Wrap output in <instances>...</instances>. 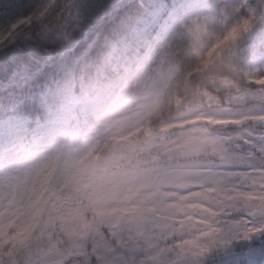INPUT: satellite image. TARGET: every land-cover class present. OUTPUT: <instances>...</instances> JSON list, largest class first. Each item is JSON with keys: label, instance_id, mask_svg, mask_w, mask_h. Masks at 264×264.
<instances>
[{"label": "clouds", "instance_id": "clouds-1", "mask_svg": "<svg viewBox=\"0 0 264 264\" xmlns=\"http://www.w3.org/2000/svg\"><path fill=\"white\" fill-rule=\"evenodd\" d=\"M258 23L264 0L229 3L217 16L181 24L146 60L123 72L113 66L114 78L82 82L77 119L53 117L47 140L30 144L23 168L0 183L3 251L16 243L18 264H82L89 248L105 253L103 264H112V249L126 253L125 264H155L170 251L203 253L202 238L244 228L206 212L196 213L201 223L184 221L180 206L193 201L180 197L241 163L221 160L222 144L244 152L239 139L264 136V71L248 70L232 47ZM254 156L264 168V151ZM207 203L250 211L244 200Z\"/></svg>", "mask_w": 264, "mask_h": 264}, {"label": "trees", "instance_id": "trees-1", "mask_svg": "<svg viewBox=\"0 0 264 264\" xmlns=\"http://www.w3.org/2000/svg\"><path fill=\"white\" fill-rule=\"evenodd\" d=\"M183 1L54 0L49 4L48 0H0V37L11 34L0 42V135L21 128L28 131L21 144L13 143V154L23 157L30 144L46 141L50 133L40 134L37 129L50 128L53 117L61 124L73 123L72 104L79 101L82 82L101 75L112 79L113 66L123 72L122 66L146 60L181 24L217 16L229 3H247L188 0L185 10L177 14L178 23L170 21L167 15ZM45 5L44 15H38ZM23 19L29 22L12 31ZM232 47L248 70L264 71L260 69L264 66V23L238 37ZM253 239L231 242L203 264H263L264 234ZM104 258L88 251L80 260L103 264Z\"/></svg>", "mask_w": 264, "mask_h": 264}, {"label": "snow or ice", "instance_id": "snow-or-ice-1", "mask_svg": "<svg viewBox=\"0 0 264 264\" xmlns=\"http://www.w3.org/2000/svg\"><path fill=\"white\" fill-rule=\"evenodd\" d=\"M47 7L48 5H45L44 10L40 11L38 15H44ZM235 35L236 32L234 30L230 36L235 37ZM220 123L227 124L229 121H221ZM231 123H239V121H232ZM253 134L250 136L246 135L243 139L238 140L239 144L250 146V150L248 151L233 153L224 144L218 148L217 151L221 160L229 162L234 157H238L241 160L239 165L247 166V169L243 171L232 170L214 173L211 177L195 185L193 192L181 196V201L189 199L193 201L192 203L180 206L182 212L186 211L189 213L188 216L183 218L184 221H191L194 224L201 223L202 218L196 214L197 212H206L213 217L226 214L218 212L215 207H209L207 202L211 199L224 203L244 200L250 206L249 215L264 214V168H257L253 163L255 159L254 154L257 151H264V148L260 147L264 143V136L256 138ZM254 231L256 229L247 228L244 235L247 236ZM11 239L16 241L17 237L13 236ZM187 242L195 243L196 241L189 240ZM16 248V243L13 244V247L8 252H4L3 248L0 247V264H18L14 255Z\"/></svg>", "mask_w": 264, "mask_h": 264}, {"label": "rangeland", "instance_id": "rangeland-1", "mask_svg": "<svg viewBox=\"0 0 264 264\" xmlns=\"http://www.w3.org/2000/svg\"><path fill=\"white\" fill-rule=\"evenodd\" d=\"M188 0H186L187 2ZM182 3L177 6L173 11L170 12V14L167 16V18H171L172 22L176 23L178 20H175V15L182 11L181 9ZM189 7V5H188ZM190 10V9H189ZM192 10V9H191ZM190 10V11H191ZM188 11V10H187ZM28 19L22 20L17 24H25L27 23ZM165 26V25H163ZM163 34V33H162ZM157 38V37H156ZM3 38L0 37V41H2ZM17 138L22 136V132L16 133ZM10 136H0V148L6 147L7 144L11 142ZM2 150L0 149V160H3L2 158ZM5 163L1 164L0 162V183H2L6 177L12 176L10 174V171L13 170V174L15 175L18 171V165L23 164V158L22 159H15L14 157H9L4 160ZM247 166L237 165L233 168V170L236 171H243L246 170ZM230 220H242L244 222L245 227H233L230 230H223L222 232L217 233L216 238H202V239H208L209 240V247L203 252L198 255H193L189 253H184L179 256H177L173 252H167L162 254V256L158 257L155 264H202L203 261L210 256L214 252H218V250L223 249L228 244H231V242H239L244 240H250V239H258L262 234H264V214L257 213L256 215H249L248 213H238V212H227L226 214H222L220 216V222L221 224H227ZM247 228H254L256 231L253 233H249L247 236L244 235V232ZM171 239V238H170ZM179 237H177V240ZM253 239V240H254ZM176 241H174L175 243ZM88 251H92L90 248ZM97 254L105 255V253H102L99 249L96 251ZM109 258L111 259L113 264H125L126 260L128 259L126 253L121 250L117 251L115 249H112L110 252L107 253ZM68 258H65L62 263Z\"/></svg>", "mask_w": 264, "mask_h": 264}]
</instances>
